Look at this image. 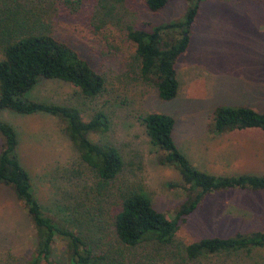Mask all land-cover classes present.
<instances>
[{
	"label": "rangeland",
	"instance_id": "rangeland-1",
	"mask_svg": "<svg viewBox=\"0 0 264 264\" xmlns=\"http://www.w3.org/2000/svg\"><path fill=\"white\" fill-rule=\"evenodd\" d=\"M15 2L37 16L49 35L64 43L103 79V91L90 101L82 99L68 83L42 78L23 98L76 108L83 120L94 110L106 113L108 131L102 136L90 134L89 138L113 145L122 159L121 172L101 204L102 230L108 239L113 235L112 220L118 211V187L139 188L150 198L153 208L168 217L184 200L178 188L166 187L167 183L179 182V176L173 168L157 163L158 150L147 142L136 120L138 115L171 116L176 147L207 174L232 176L235 170H241L235 167L236 162L250 160L258 165L264 160V138L258 130L207 135L212 111L218 106L264 111L263 0L210 1L202 5L187 51L175 63L178 89L176 97L168 102L160 101L155 89L140 78L126 28L177 18L183 12L184 1L177 0L155 13L149 12L142 0ZM0 121L11 125L16 133L17 158L29 176L34 197L53 218L69 216L63 209L68 192L83 199L82 193L93 187L96 178L78 159L61 121L43 113L23 115L7 109L0 110ZM254 204H260L261 212ZM263 218L264 194L213 193L179 227L172 245L144 242L130 249L134 259L125 264H264V248L219 252L193 260L187 259L181 249L199 239L258 231ZM34 243L29 219L10 188L0 184V264H25ZM51 259L57 264H71L60 238L53 242Z\"/></svg>",
	"mask_w": 264,
	"mask_h": 264
},
{
	"label": "trees",
	"instance_id": "trees-1",
	"mask_svg": "<svg viewBox=\"0 0 264 264\" xmlns=\"http://www.w3.org/2000/svg\"><path fill=\"white\" fill-rule=\"evenodd\" d=\"M142 1L149 12L155 13L177 0ZM182 1L184 9L177 18L126 28V39L133 47V61L139 76L155 89L162 102L176 97L175 63L187 51L202 5L210 1L238 3L243 0ZM0 6L3 8L0 11V110L57 117L78 159L96 178L93 187L82 193L83 199L68 192L63 209L69 216L53 218L34 197L29 176L18 161L13 127L0 121V184L13 192L34 231V250L25 264H57L51 259L52 245L57 238L65 242L71 264H125L134 259L130 249L144 242L172 245L176 231L201 208L204 198L210 194L233 190L264 191V175L217 176L193 166L172 139L174 119L171 116L163 113L138 115L136 120L147 142L158 150L157 163L173 168L179 176V182L167 183L166 187L178 188L184 200L168 217L156 211L150 198L139 188L118 187V211L112 220L113 235L108 239V235H103L101 204L114 187L122 169V159L113 145L93 142L89 138L90 134L102 136L108 131L106 113L94 110L83 120L76 108L23 98L42 78L68 83L82 99L90 101L103 91V79L64 43L49 35L32 12L20 8L15 0H0ZM252 129L264 137V111L258 113L245 106L222 105L212 111L207 135L219 137ZM262 248L264 218L258 231L236 233L228 238L199 239L181 249L187 259L193 260L219 252Z\"/></svg>",
	"mask_w": 264,
	"mask_h": 264
},
{
	"label": "crops",
	"instance_id": "crops-1",
	"mask_svg": "<svg viewBox=\"0 0 264 264\" xmlns=\"http://www.w3.org/2000/svg\"><path fill=\"white\" fill-rule=\"evenodd\" d=\"M259 132V131H258ZM224 135V134H223ZM262 135V134H261ZM222 136V135H221ZM263 137V136H262ZM264 138V137H263ZM240 167L241 170H235L234 174L238 175V174H254V175H264L263 172H261L262 170L260 168L264 169V160H260V164L258 165H254V163H252L250 160H246L244 162H236L235 163V167ZM216 175H220V174H216ZM233 191H242V190H233ZM244 191V190H243ZM249 192V191H246ZM251 193H260V194H264V191H258V192H251ZM260 197V195H259ZM260 205V204H259ZM254 204V206H258ZM261 212V209L259 207V211ZM248 214V213H247ZM254 215H256V212H253ZM253 217H250V219ZM246 220V219H245Z\"/></svg>",
	"mask_w": 264,
	"mask_h": 264
}]
</instances>
